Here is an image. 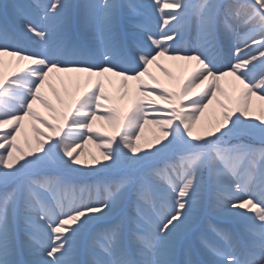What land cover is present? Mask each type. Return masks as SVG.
I'll use <instances>...</instances> for the list:
<instances>
[{"label": "snow or ice", "instance_id": "obj_1", "mask_svg": "<svg viewBox=\"0 0 264 264\" xmlns=\"http://www.w3.org/2000/svg\"><path fill=\"white\" fill-rule=\"evenodd\" d=\"M8 7L16 31L6 9L0 264H264V105L252 103L264 101V0ZM5 56L16 61L9 71ZM162 57L194 64L167 86L150 72L155 65L170 75ZM56 73L84 74L57 94L60 108L44 91ZM105 74L127 89L119 97H131L125 110L106 92ZM226 77L232 93L222 87ZM213 102L218 118L195 134ZM26 121L35 142L28 151L18 143L22 133L29 143ZM148 123L160 134L141 148ZM90 142L99 157L84 159L80 149Z\"/></svg>", "mask_w": 264, "mask_h": 264}, {"label": "bare ground", "instance_id": "obj_2", "mask_svg": "<svg viewBox=\"0 0 264 264\" xmlns=\"http://www.w3.org/2000/svg\"><path fill=\"white\" fill-rule=\"evenodd\" d=\"M19 1V4H25L30 2V0H21L23 1V3ZM5 2H7V9H9L11 11V9L8 6H11L13 4H15L14 0H6ZM42 3L47 2V0H41ZM77 2H79V0H77ZM145 2L151 3V0H146ZM4 2H2V0H0V7ZM12 12V11H11ZM153 12H155V10L153 9ZM11 18H13L12 14H10ZM155 17H156V22H159V13H155ZM0 18H3L2 16H0ZM12 30V29H10ZM158 31V29H157ZM196 39V34L195 31L191 28L188 29L187 34L185 35V41L188 42L189 44L194 43ZM30 43V42H29ZM255 54V53H253ZM5 71H9L12 68H14L16 66V61L14 58H10L9 56H5ZM160 62H162L163 66H168V71L170 73V75H165L163 72H161L155 65H152L150 67H155L156 71H158L159 76L158 80L167 85V86H174L175 84H177L180 80H182L184 78V76H186L187 71L193 66L194 62H185V61H179V60H169L166 57H162L160 58ZM185 64V67H178V64ZM187 63V64H186ZM166 68V67H165ZM78 75H82V74H77V73H56L53 74L50 80V84L51 87H46L45 88V94L46 97L49 98V100L52 102V104L57 107L60 108L61 105L59 104L58 100H57V94L60 95L61 98L64 97L65 94V87H67L69 90H73V88H71L70 86V80L72 78H75ZM104 79V83H105V89L108 87L106 86V83L108 82V80L110 79L112 84L115 85L114 87H111V92L109 90L106 89V92L109 94L110 97H112V102L116 103L121 110H125L131 101V97L130 96H124L123 99H119V97L122 95V93L124 91H127V89H120L119 88V78L118 77H112L111 74H105V78ZM144 80H146L147 82L149 81L147 77H143ZM225 82L222 83V87L225 88L226 91H228L229 93H232V84L234 83L233 78L232 77H226L225 78ZM133 82H129V85H131ZM83 85L81 84V87ZM113 89V90H112ZM220 98V97H218ZM260 102H264V101H260L259 99H257V97H252V103L254 105V107H258L256 104L260 103ZM163 102L162 101H158L157 102V106L162 105ZM36 108L39 110V112L43 115V111L45 110L43 107H41L40 105H36ZM211 112L214 113L215 115L212 116ZM218 114H219V107L218 105L213 102V104L209 105V107L207 109L204 110V113L201 115V120L197 122V125L194 127L193 131L195 134H200L203 135L204 133V129L207 125H209L210 123L215 122V120L218 118ZM48 115V114H45ZM162 115L161 113H149V117L151 118L152 116H160ZM101 123V125H98L97 123L95 124V127L100 128L101 131H107V132H112V129L103 121H99ZM44 131H47L46 129H44ZM25 132L27 134H29V136H32L33 133L31 132L30 128L28 127V122H25ZM160 132L159 129L157 128V126L155 124L152 123H148L145 124L144 126V130L141 134V139L139 141V145L141 148H145L146 147V143H149L152 141V138L155 136H159ZM29 143L25 144L24 142V136H20L18 138V143L19 146L24 150V151H28L29 150V145H31V147H35V142H34V138L30 139L28 138ZM89 146V147H88ZM82 148H86L90 151L93 152V155L99 157V152L100 149L97 148L96 143L94 142H90L87 144H84Z\"/></svg>", "mask_w": 264, "mask_h": 264}, {"label": "rangeland", "instance_id": "obj_3", "mask_svg": "<svg viewBox=\"0 0 264 264\" xmlns=\"http://www.w3.org/2000/svg\"><path fill=\"white\" fill-rule=\"evenodd\" d=\"M6 0H2V2H4L2 5H1V7H0V13H2V15H4L5 14V10L7 9V2H5ZM21 1V0H20ZM146 1V0H145ZM14 2H15V4H19V1L18 0H14ZM22 3H23V1H21ZM24 4V3H23ZM7 11H8V15H7V18L8 19H10V20H12V22L14 23V20H13V18H11V16H10V14H12V12L9 10V9H7ZM15 24V23H14ZM11 59H12V57H10ZM161 64H162V62H160ZM187 64V63H186ZM164 67H166V68H168V66H164ZM178 67H185V64H178ZM150 72H152V74L153 75H155L156 77L157 76H159V73H158V71H156V69H155V67H150ZM82 75H84V74H82ZM81 75V76H82ZM73 79L74 78H72L71 80H70V86H71V88H73L74 89V86H73V83H72V81H73ZM93 79H96V77H93ZM157 79H158V77H157ZM225 78H224V80L222 81V83H224L225 82ZM148 83V85L149 86H151V84H152V81H148L147 82ZM83 85V84H82ZM106 86H108L106 89L107 90H109L110 92H111V87H114L115 85H113L112 84V82H111V84H109L108 82L106 83ZM113 90V89H112ZM48 98V97H47ZM49 99V98H48ZM258 107L259 106H261V105H264V102H260V103H257L256 104ZM257 107V108H258ZM39 111V110H38ZM45 114H48V112H47V110L45 109L44 111H43V115H45ZM211 115L212 116H214L215 114L214 113H212L211 112ZM98 125H101V123L99 122V121H97L96 122ZM26 133V132H25ZM27 134V133H26ZM21 136H24V134L22 133V135ZM155 137H157V136H155ZM155 137H153L152 138V141L151 142H149V143H146V147L149 145V144H152V143H154L155 142ZM27 138H30V139H32V138H34V135H32V136H29V134H27ZM89 147V146H88ZM145 147V148H146ZM80 151H82L83 153H84V156H83V158L84 159H89V157H90V155H93V152L91 151V149H90V151L88 150V149H86V148H82V149H80Z\"/></svg>", "mask_w": 264, "mask_h": 264}]
</instances>
